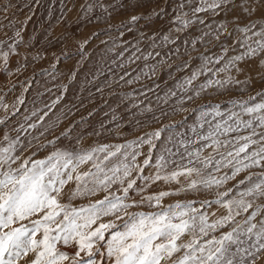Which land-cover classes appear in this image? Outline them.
<instances>
[{
  "label": "snow or ice",
  "instance_id": "1",
  "mask_svg": "<svg viewBox=\"0 0 264 264\" xmlns=\"http://www.w3.org/2000/svg\"><path fill=\"white\" fill-rule=\"evenodd\" d=\"M0 264H264V0H0Z\"/></svg>",
  "mask_w": 264,
  "mask_h": 264
},
{
  "label": "rangeland",
  "instance_id": "2",
  "mask_svg": "<svg viewBox=\"0 0 264 264\" xmlns=\"http://www.w3.org/2000/svg\"><path fill=\"white\" fill-rule=\"evenodd\" d=\"M43 14H45L46 15V13H43ZM37 87V85H34L33 86V88H34V90H35V88ZM86 114V113H85ZM78 118V117H77ZM104 117H103V113L101 112L99 115H97L96 117H95V120H100V119H103ZM177 119H179V117H177ZM184 197H171V198H166V200H165V203L167 204V203H172V202H175V200L176 199H183ZM133 210H135V209H133ZM144 210H149V209H147V208H145Z\"/></svg>",
  "mask_w": 264,
  "mask_h": 264
}]
</instances>
